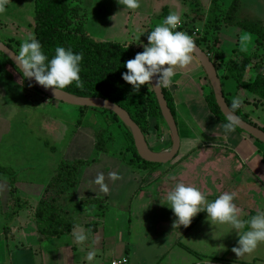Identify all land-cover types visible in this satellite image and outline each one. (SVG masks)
Returning a JSON list of instances; mask_svg holds the SVG:
<instances>
[{"label": "crops", "instance_id": "0c3cea01", "mask_svg": "<svg viewBox=\"0 0 264 264\" xmlns=\"http://www.w3.org/2000/svg\"><path fill=\"white\" fill-rule=\"evenodd\" d=\"M208 1L203 21L196 23L199 27L204 24V28L212 8H217L216 14L220 16L238 1L236 20L255 23L264 29V0ZM196 25L194 23V27ZM240 25L218 24V29L211 33L214 40L211 39L210 44H214L210 59L239 64L241 56H250L253 63L264 67V35L260 38V31L250 33ZM203 28H191L193 40L202 35ZM228 28L238 30L237 40L229 54L224 51L220 38L222 30ZM175 73L172 85L164 88L171 98L180 136V148L173 165H138L136 168L127 165L128 160L122 157L115 165L97 174L86 172L92 178L88 184L99 188L95 180L101 173L105 177L104 183L110 179V172H118L122 177L115 182L111 180L108 192H102L107 205L113 202L118 210L122 208L126 227L120 238L106 235V223L101 222V218H105L103 211H109V206L105 208V205L102 206L104 210L100 209L99 214L92 213L91 217H85L83 213L85 218L80 224L73 212L72 215L67 214L75 224L69 233L57 238L41 239L35 217L30 219L23 215L17 223L19 214H16L13 226H6V232L0 233V264H109L120 258H126L130 264H194L206 259L264 264V243L254 253L236 257L232 252L239 239L235 230L230 225L212 222L205 212L198 213L187 227H173L176 217L168 208L166 195L177 183L197 187L207 194L209 201L225 192L235 193L233 202L243 219L264 211V152H260L257 141L235 129L225 133L223 126L226 123L214 116L206 102L205 95L210 86L194 57L188 66L177 67ZM217 75L226 99L232 102L233 98L239 97L242 105L238 110L243 117L264 127V101L258 102L257 96L236 84V73L229 72L227 66L220 68ZM250 80L253 76L247 71L243 82ZM145 140L154 152L167 151L171 146L166 125L157 119L152 122ZM154 182L156 187L147 190ZM47 188L43 186L38 193L43 195ZM126 191L130 193L128 205H124L121 199ZM78 229H83L88 235L84 244L74 239ZM14 233L21 238L18 244ZM93 250L96 252L95 260L89 262L87 254Z\"/></svg>", "mask_w": 264, "mask_h": 264}, {"label": "rangeland", "instance_id": "374dc122", "mask_svg": "<svg viewBox=\"0 0 264 264\" xmlns=\"http://www.w3.org/2000/svg\"><path fill=\"white\" fill-rule=\"evenodd\" d=\"M208 5V0H141L140 9L128 10L120 0H64L66 18L61 28L77 41L91 38L96 42L143 48L149 32L171 12L182 18L176 30H184L190 36L192 27L201 30L204 24L199 27L196 23L203 21ZM32 23V0H11L6 12L0 14V41L4 43L10 38L18 41H8L18 54L20 45L33 37L28 28ZM237 33L236 28L221 32L222 47L228 54ZM119 134L108 113L81 110L45 97L32 89L0 55V233L6 232V226H13L16 214H19L17 223L23 215L34 219L39 202L45 198L54 199L67 214L73 212L78 223L94 212L99 214L100 209L104 210L102 206H109L108 212L103 211L105 218L101 222L106 223L107 236L120 238L126 227L122 208L118 210L113 202L107 205L101 188L88 184L92 178L86 174L87 171L97 174L115 165L122 156L126 160L131 158L124 153ZM98 145L100 153L96 150ZM166 165H173V161ZM73 166H77V173L69 170ZM109 182L111 179L105 184L108 186ZM43 186L48 188L41 195L38 191ZM155 187L154 182L147 190ZM128 191L122 194L124 205L129 203ZM13 235L18 244L19 234Z\"/></svg>", "mask_w": 264, "mask_h": 264}, {"label": "trees", "instance_id": "16d2710c", "mask_svg": "<svg viewBox=\"0 0 264 264\" xmlns=\"http://www.w3.org/2000/svg\"><path fill=\"white\" fill-rule=\"evenodd\" d=\"M45 1L46 0H32L33 23L28 25V28L31 29L32 36L40 41L44 52L49 56V58H51V56L54 54V49L57 46H63L65 48L70 47L76 53H83L80 72L83 86L77 88L75 87V85H70L68 88L63 89L62 91L78 97L102 98L118 105L129 114L133 122L141 130L144 137L148 134L151 124L154 120L157 119L165 125L151 86H141L140 90L136 92L133 91L131 85L127 84L122 79V74L127 71V69L124 67V64L128 60L133 59L137 53L142 52L143 48H137L128 45L126 46L117 42H96L91 38L77 41L72 34L64 32L61 28L66 18V9L65 7H62V2L64 0H48L43 6V3ZM42 10L43 12L41 14ZM238 10V1H236L225 11L224 14H221L220 16L216 14L217 8H212L208 15V20L202 30V35L193 40L194 44H196L208 55L210 54V52H213L212 44H214V42L210 44V40L213 39L214 36L211 33L214 29H218L219 23L227 26L241 24L240 26L250 33H259L260 31L261 38L264 35V29L261 26L259 28L258 24L248 21L238 22L235 16ZM53 16H55V20ZM51 18H53V22H51ZM11 40H13L14 43L18 42L14 41V39L12 38L8 39V41ZM8 41L6 40L4 44L17 54V52L8 44ZM0 55L23 78V75L16 67H14L9 59L1 53ZM251 60L252 58H250V56L248 58L246 56H241L239 64H231L230 62H215L211 59L217 72L218 70H220V68H224V66L226 68L227 66L229 72L235 71L236 84L242 86L243 88L248 90V92L257 96L258 102L262 100L264 101V67L259 65L257 62L253 63ZM259 70V73L256 72ZM247 71L252 74L253 80L243 82L244 73H246ZM24 80L32 89L37 91L26 79ZM209 88V91L205 95V99L209 106V109L218 120L227 124L228 122L222 116L215 103L212 89L211 87ZM162 91L167 105L172 115L174 116L172 111L171 98L164 88H162ZM224 99L228 107L231 109V102H229L225 96ZM79 109L86 110L87 108ZM88 110L97 111L100 114L108 113L112 124L116 126L117 129L119 128V136H121L122 138L120 142L124 143L125 146L124 153H129L131 156V158L127 161V165L136 168L139 167L138 165L155 166L153 164L146 163L139 158L136 153L131 134L113 113L97 109ZM233 112L245 122L259 128L264 132V127H261L256 123L247 120L245 117H243L238 109ZM235 130L241 132L236 127ZM257 144L260 147V152H264V146L259 142H257ZM96 150L97 153L101 152L99 151V145L97 146ZM92 162L93 161H91L90 163ZM90 163H82V165L87 166L90 165ZM73 168H69V170L75 173L79 171L77 170V166H73ZM34 217L37 221V230L39 235L41 236V239L60 237L65 233H69L71 231V228L75 224L74 220L71 218L69 219L67 213L62 211L56 205V201L54 199L48 201L43 198L37 206V211L35 212Z\"/></svg>", "mask_w": 264, "mask_h": 264}, {"label": "clouds", "instance_id": "9594fccd", "mask_svg": "<svg viewBox=\"0 0 264 264\" xmlns=\"http://www.w3.org/2000/svg\"><path fill=\"white\" fill-rule=\"evenodd\" d=\"M120 2L128 10L141 8V0ZM9 3L10 0H0V14L6 12ZM181 22L180 15L175 12L169 13L163 23L156 25L149 32L147 45H141L143 51L124 64L127 71L122 74V79L132 86L133 91L138 92L141 86L146 85L153 88H168L173 83L176 68H183L192 62L195 44L190 35L176 30ZM15 60L24 79L34 80L45 89H51L52 93H62L61 90L70 85L77 88L83 86L80 77L83 53H76L70 47H55L54 54L49 58L40 41L35 37H29L20 45ZM241 105L239 97L232 99L233 111L239 109ZM223 127L226 134L235 129L232 121ZM108 175L113 182L122 178L118 172H110ZM104 180V174L101 173L95 183L100 185L101 191L107 193L108 187ZM234 198L235 193L225 192L209 201L206 193L184 183H177L166 195L168 208L176 217L173 227H187L198 213L205 212L212 222L230 225L231 229L235 230L239 239L238 246L233 247L232 252L239 258L254 253L257 247L264 243V211L243 219L242 213L233 202ZM74 239L77 243L84 244L88 235L83 229H78L75 231ZM95 257L96 252L93 250L86 258L93 262Z\"/></svg>", "mask_w": 264, "mask_h": 264}, {"label": "water", "instance_id": "95a60500", "mask_svg": "<svg viewBox=\"0 0 264 264\" xmlns=\"http://www.w3.org/2000/svg\"><path fill=\"white\" fill-rule=\"evenodd\" d=\"M0 53L7 57L9 61L14 65V67H16L20 71V69L16 65L15 60L17 54L2 42H0ZM193 57L199 63L201 69L203 70L204 75L212 89L215 103L225 120L227 122L232 121L237 129L264 146V132L259 128L245 122L228 107L223 96L222 87L217 75L216 68L209 55L195 44ZM20 73L23 75L22 72ZM27 81L38 92L55 102L77 108L97 109L113 113L131 134L137 155L142 161L146 163L153 165H166L172 162L178 155L180 148V136L178 133L177 124L167 105L162 88H153L151 86L157 100L163 122L165 123L170 133L171 146L167 151L154 152L149 148L145 137L139 127L133 122L129 114L118 105L102 98H86L74 96L62 90V93H52L51 89H45L43 86L36 84L34 80ZM154 85L155 81H153V86Z\"/></svg>", "mask_w": 264, "mask_h": 264}, {"label": "built area", "instance_id": "2783aa9c", "mask_svg": "<svg viewBox=\"0 0 264 264\" xmlns=\"http://www.w3.org/2000/svg\"><path fill=\"white\" fill-rule=\"evenodd\" d=\"M182 31L184 32V30ZM109 264H130V263L126 258H120V259L112 260ZM194 264H240V263H233L222 259H206V260H200Z\"/></svg>", "mask_w": 264, "mask_h": 264}]
</instances>
